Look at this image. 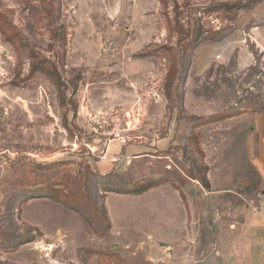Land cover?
Segmentation results:
<instances>
[{"label":"rangeland","instance_id":"1","mask_svg":"<svg viewBox=\"0 0 264 264\" xmlns=\"http://www.w3.org/2000/svg\"><path fill=\"white\" fill-rule=\"evenodd\" d=\"M263 23L264 0H0V264H235L232 209L257 182L238 116L264 103ZM198 25L183 57L177 29ZM235 36L259 63L238 68ZM173 58L185 77L169 100ZM198 150L210 190L189 177ZM31 163H52L67 188L88 183L83 207L8 201ZM112 169L131 191L99 184ZM27 225L35 240L4 249Z\"/></svg>","mask_w":264,"mask_h":264},{"label":"trees","instance_id":"2","mask_svg":"<svg viewBox=\"0 0 264 264\" xmlns=\"http://www.w3.org/2000/svg\"><path fill=\"white\" fill-rule=\"evenodd\" d=\"M172 3H175V0H171ZM162 6L165 8L169 4V0H160ZM176 19V17H174ZM171 23V22H170ZM170 23L168 22V26L170 27ZM174 23H176L174 21ZM175 25V24H174ZM171 27H174L173 25ZM178 32V39L177 42L180 45V53L184 57L187 53L192 51L196 46H198L201 43V36L203 31L201 30V27L198 26H193L189 27L187 26L186 28H182V26H179L177 29ZM54 35L56 37L60 36V31L57 29L54 31ZM252 55L254 56V64L259 63L261 60V56L259 54V58L255 57L253 49H250ZM178 74V77L176 76ZM184 74H181V71H179V64H177V60L175 58L172 59L171 65L168 68L167 71V77H166V83L164 85V93L165 96L169 98V100L172 99V85L174 84V89L176 88V82H178L180 79L181 81L184 79ZM241 109H244L241 107ZM264 109V103H260L258 106L254 107L251 109V111L255 110H262ZM73 113H75L76 108L73 107L71 110ZM65 127L68 129V125L65 124ZM195 140V137H193ZM191 136H187V140L191 141ZM198 156L197 159L193 158V167L194 171L192 174L189 175L190 178L193 180H196L203 188L206 190H210V182L209 179L207 178V165L202 159V152L201 150H198ZM52 163H46V164H27L25 167H22L20 170V175L17 177V179L12 182V188L10 189H4L3 193L8 201H11L16 194L17 196V203H23L26 202L30 199H34L37 197L41 196H46L52 200H56L57 202H62L65 204V207L69 209H73L75 211H79L80 208L83 207L82 205L75 204L74 201L77 199V194L79 193L80 190L81 192L86 193L87 189H89V184H82L81 188L80 186H74V184H71V187L67 188L63 184H58L57 182L59 179L61 181H66L68 183V178H64V175L62 174L61 176L58 177V175H52L50 173V170L52 169L51 165ZM68 177V176H66ZM99 184L107 182L108 184L112 185L110 186H105V187H110V189L115 190V191H129L133 185V180L127 179L126 183L127 184H122L123 180L121 176L115 171V169L110 170L107 173L100 174L99 176ZM58 179V180H57ZM66 179V180H65ZM147 178L141 179L142 182L145 181V184L147 182ZM128 183L130 185H128ZM128 185V186H127ZM148 185V184H147ZM145 185V186H147ZM144 186V187H145ZM151 187V186H149ZM73 188L75 191H73ZM143 188V187H142ZM21 189V190H19ZM105 191L108 190V188L104 189ZM132 190V189H131ZM130 190V191H131ZM143 191V190H141ZM140 191V192H141ZM100 204L104 205V198L101 196ZM96 211V210H95ZM101 211V209H100ZM105 213V212H104ZM102 230L99 231V233L104 234V233H109V229L111 227L110 220L108 218L107 212L103 215L102 217ZM99 219V218H98ZM36 229L32 226L27 225L26 226V234H23L18 237L17 240L13 237L12 234L6 233L3 234V242H4V249L10 250V249H16L18 246L34 241L35 240V234H36ZM35 233V234H32ZM109 260V259H108ZM110 262L114 264H118L114 260H109Z\"/></svg>","mask_w":264,"mask_h":264},{"label":"crops","instance_id":"3","mask_svg":"<svg viewBox=\"0 0 264 264\" xmlns=\"http://www.w3.org/2000/svg\"><path fill=\"white\" fill-rule=\"evenodd\" d=\"M253 33L264 63V23ZM242 41V37L235 36L229 42L232 54L239 47L234 60L241 69L255 62L250 50L239 46ZM219 57L222 58L221 54ZM238 118L245 124V154L256 173L257 182L250 200L242 198L244 203L232 209L237 220L232 221L230 228L236 229L237 235L231 248L235 264H264V109L244 112Z\"/></svg>","mask_w":264,"mask_h":264}]
</instances>
